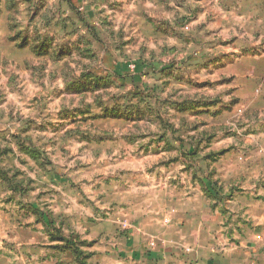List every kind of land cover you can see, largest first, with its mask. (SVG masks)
I'll list each match as a JSON object with an SVG mask.
<instances>
[{
	"label": "rangeland",
	"instance_id": "obj_1",
	"mask_svg": "<svg viewBox=\"0 0 264 264\" xmlns=\"http://www.w3.org/2000/svg\"><path fill=\"white\" fill-rule=\"evenodd\" d=\"M49 2L0 0V264L84 261L171 183L264 178V0H54L56 48L29 35Z\"/></svg>",
	"mask_w": 264,
	"mask_h": 264
},
{
	"label": "crops",
	"instance_id": "obj_2",
	"mask_svg": "<svg viewBox=\"0 0 264 264\" xmlns=\"http://www.w3.org/2000/svg\"><path fill=\"white\" fill-rule=\"evenodd\" d=\"M209 184L203 182L198 187L187 181L185 190L189 192L184 190L178 194L171 183L174 188L151 199L150 206L143 201L135 217L121 213L116 221L114 215L110 217L104 211L103 219L96 220L89 232L91 241L86 244L85 263L83 259L79 261L84 264H181L185 261L264 264V178L237 179L223 194L217 195L212 193ZM208 195L220 204L211 207ZM156 204L159 209L155 208ZM151 241L155 242L153 248ZM46 253L44 246L43 256L32 258L31 262L48 264ZM63 260L58 264H80L74 258Z\"/></svg>",
	"mask_w": 264,
	"mask_h": 264
},
{
	"label": "clouds",
	"instance_id": "obj_3",
	"mask_svg": "<svg viewBox=\"0 0 264 264\" xmlns=\"http://www.w3.org/2000/svg\"><path fill=\"white\" fill-rule=\"evenodd\" d=\"M53 3L54 0L48 3V7L44 10L43 13H41V15L34 22V24L29 28V35L30 39L33 40L35 43H39L45 38V36L54 37L55 43L53 44V48H56L58 45L72 40L73 37L67 35L66 31L63 30V28L58 23L62 20L63 16L67 14L66 10L63 12L57 11V9L53 6ZM53 16L55 18H53ZM79 34L80 33H78V35ZM37 37L39 39H37ZM4 43L6 44L7 41H4ZM262 195H264V193H262ZM88 214L91 215V213ZM79 230L81 229H79L76 224H72V226L68 228L69 232Z\"/></svg>",
	"mask_w": 264,
	"mask_h": 264
},
{
	"label": "built area",
	"instance_id": "obj_4",
	"mask_svg": "<svg viewBox=\"0 0 264 264\" xmlns=\"http://www.w3.org/2000/svg\"><path fill=\"white\" fill-rule=\"evenodd\" d=\"M154 245H155V242H154V241H151V242H150V247L153 248ZM181 264H191V263H188V262L185 261V262H183V263H181Z\"/></svg>",
	"mask_w": 264,
	"mask_h": 264
},
{
	"label": "trees",
	"instance_id": "obj_5",
	"mask_svg": "<svg viewBox=\"0 0 264 264\" xmlns=\"http://www.w3.org/2000/svg\"><path fill=\"white\" fill-rule=\"evenodd\" d=\"M77 260H78V259H77ZM78 261H79V260H78ZM79 263H80V264H84V263H82V262H80V261H79Z\"/></svg>",
	"mask_w": 264,
	"mask_h": 264
}]
</instances>
